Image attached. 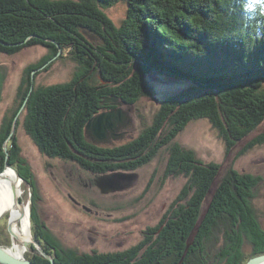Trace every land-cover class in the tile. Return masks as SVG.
Returning <instances> with one entry per match:
<instances>
[{"label": "trees", "instance_id": "1", "mask_svg": "<svg viewBox=\"0 0 264 264\" xmlns=\"http://www.w3.org/2000/svg\"><path fill=\"white\" fill-rule=\"evenodd\" d=\"M122 1L126 18L116 27L104 11ZM37 45L47 54L25 69L19 104L1 120L0 172L9 164L29 187L32 236L55 263L246 264L264 254V229L252 203L262 178L230 169L208 199L220 165L203 162L177 142L188 124L204 120L228 154L264 123V39L241 26L237 0H0V53ZM65 53L78 65L71 79L35 86L36 76ZM150 75L186 85L160 100L151 124L127 145L101 147L87 140L88 120L114 108L108 98L130 106L153 95ZM3 82L0 71V94ZM20 125L42 154L99 174L134 172L166 150L164 180L182 176L186 182L136 245L80 253L62 246L38 217L34 175L16 134ZM263 144L264 132L237 157ZM28 260L47 263L38 252Z\"/></svg>", "mask_w": 264, "mask_h": 264}, {"label": "rangeland", "instance_id": "2", "mask_svg": "<svg viewBox=\"0 0 264 264\" xmlns=\"http://www.w3.org/2000/svg\"><path fill=\"white\" fill-rule=\"evenodd\" d=\"M104 12L115 26L119 27L126 18V1L119 2ZM91 39L94 38L91 37ZM46 54L47 49L39 45L26 47L13 55L0 53V71L4 74L0 94V124L7 111L14 110L19 104L17 92L25 75V69L36 64ZM77 67V63L71 56L65 53L59 59L57 58L47 71H41L36 76L35 86L67 82L76 72ZM96 79H99L98 76ZM147 84L151 88L152 96L141 97L133 106L119 107L130 121L128 136L117 139L109 137L108 144H98L99 146L112 148L124 146L133 141L143 128L151 124L160 100L186 85L158 75H150L147 78ZM262 132H264V123L246 139L238 142L227 154L225 145L217 132L206 121L196 120L188 124L179 134L177 142L183 147L192 149L196 157L203 162H215L220 165L208 199L212 197L214 188L230 169L241 174L261 177L262 181L255 189L252 203L264 229V144L255 146L237 157L248 141ZM121 133L122 131H119L116 134ZM16 134L21 156L34 175L39 195L36 209L40 221L47 226L62 246L75 249L80 253H88L92 250L98 253L119 252L136 245L142 239V232L146 227L155 226L158 223L186 182L182 176L164 180L167 152L163 150L151 163L134 171L136 178L131 186L114 193L101 194L94 183L96 176L86 173V170H82L74 162L49 158L42 154L32 138L23 131L22 125L16 129ZM87 140L91 142L88 136ZM150 181L152 184L146 190ZM21 185L23 192L20 198L23 206L28 207L30 220L32 206L30 189L25 184L21 183ZM120 185L124 184L121 182ZM208 199L203 205L204 208L208 207ZM77 202L80 206L76 205ZM6 214L8 212L3 215ZM20 221L21 219H17L14 225ZM11 222H8L5 216L0 217V243L5 247L10 244L11 236L7 226ZM31 224L30 222L29 238L32 236ZM15 241L22 248L18 256L31 257L33 253L25 252L21 241L16 239ZM121 244L123 245L119 247ZM243 250L249 255L251 246L246 244Z\"/></svg>", "mask_w": 264, "mask_h": 264}, {"label": "water", "instance_id": "3", "mask_svg": "<svg viewBox=\"0 0 264 264\" xmlns=\"http://www.w3.org/2000/svg\"><path fill=\"white\" fill-rule=\"evenodd\" d=\"M60 53L61 50H59L57 56ZM55 58H53L52 60H54ZM148 88L151 91V88L149 86ZM154 101L156 102L155 99ZM107 102H111L112 106H114V109H111L109 111L99 112L97 115L89 119L84 127V133L86 137L88 136L92 144L94 145L108 144L109 137H111L112 139L122 138L123 130L127 129L130 123L127 115L122 111V109L119 108L122 105L124 106L127 105L124 101H121L118 97H111L107 99ZM22 111H23V107L20 108L19 112L16 115V118L13 120L9 137H11L14 134L16 128V119ZM119 131H122V133L117 135L116 133ZM4 151L7 152L6 143H4ZM5 168L12 169L16 174L18 181L23 183V179L19 176V174L13 167H11L9 164L6 163ZM135 178H136L135 172L112 171L98 177L95 180V185L102 194H110L120 191L124 188H128V186H131ZM121 182L124 185H120ZM14 194L16 195L15 190H14ZM17 202L23 207L21 198H18ZM84 209L87 210L85 207ZM22 214L23 211H21L20 216H22ZM7 228H8V232L12 233L10 224L7 226ZM196 228H198V225L196 226ZM22 245L24 247L25 252H31L32 249L30 248V246L33 247L41 256H43L47 260V263L45 264H57L55 263L53 258L41 247L40 243L32 236L30 241L23 242ZM0 264H37V263H33L25 258L21 259L12 256L0 245ZM246 264H264V254L251 258Z\"/></svg>", "mask_w": 264, "mask_h": 264}, {"label": "bare ground", "instance_id": "4", "mask_svg": "<svg viewBox=\"0 0 264 264\" xmlns=\"http://www.w3.org/2000/svg\"><path fill=\"white\" fill-rule=\"evenodd\" d=\"M21 187V182L18 181L16 174L12 169L5 168L0 172V217L2 218L5 216L8 222L12 221L10 223L12 233H9L11 236L10 244L6 247L0 245L12 256L23 259L25 258L24 255L18 256L21 254L22 248L15 239L20 240L21 243H23L30 241L31 237L29 238L30 220L28 207H22V205L17 202V199L20 198L23 192ZM14 190L16 195L14 194ZM21 211H23L22 216H20ZM6 212H8V214L3 215ZM17 219H21V221L18 222L17 225H14Z\"/></svg>", "mask_w": 264, "mask_h": 264}, {"label": "clouds", "instance_id": "5", "mask_svg": "<svg viewBox=\"0 0 264 264\" xmlns=\"http://www.w3.org/2000/svg\"><path fill=\"white\" fill-rule=\"evenodd\" d=\"M237 2L240 6L241 26L251 28L257 39H264V0H237Z\"/></svg>", "mask_w": 264, "mask_h": 264}, {"label": "flooded vegetation", "instance_id": "6", "mask_svg": "<svg viewBox=\"0 0 264 264\" xmlns=\"http://www.w3.org/2000/svg\"><path fill=\"white\" fill-rule=\"evenodd\" d=\"M129 127V126H128ZM128 127H127V129H124L123 130V136L124 137H127L128 136V134H129V132L127 131L128 130ZM76 164V163H75ZM78 165V164H77ZM80 167V166H79ZM80 168H82V167H80ZM82 170H86L85 172L86 173H90L91 175H93V176H96V178H95V180L98 178V177H100V176H102L103 174H107V173H109V172H106V173H103V174H99V173H94V171H89L88 169H85V168H82ZM110 172H112V171H110ZM95 183V182H94ZM91 185L93 186V182H91ZM90 185V186H91ZM96 186V185H95ZM101 193V192H100ZM102 194V193H101ZM75 204V203H74ZM77 206H80V203L79 202H77V204H76ZM84 208V207H83ZM39 242V241H38ZM41 245V244H40ZM123 244H121L119 247H121ZM41 247H42V245H41ZM43 248V247H42ZM31 249L32 250H34L33 249V247H31ZM35 251V250H34ZM34 251H32V252H30V253H33V255L36 253V252H34ZM51 256V255H50ZM30 257H28V259H29ZM31 261V260H30ZM32 262V261H31ZM34 263V262H33Z\"/></svg>", "mask_w": 264, "mask_h": 264}]
</instances>
